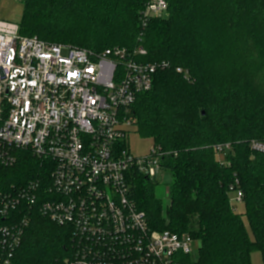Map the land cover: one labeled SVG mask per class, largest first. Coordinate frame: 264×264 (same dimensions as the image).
I'll return each instance as SVG.
<instances>
[{"label":"trees","instance_id":"16d2710c","mask_svg":"<svg viewBox=\"0 0 264 264\" xmlns=\"http://www.w3.org/2000/svg\"><path fill=\"white\" fill-rule=\"evenodd\" d=\"M21 1L23 36L94 52L143 46L144 61L168 63L138 97L129 130L157 146L162 171L173 177L170 203L163 205L152 183L162 171L134 173L131 199L153 229L199 242L198 260L181 262L251 264L256 249L264 256V155L249 146L264 142V0H166L167 13L145 21L149 0ZM228 143L221 159L216 146ZM16 155L14 166L0 163V200L44 171L30 151ZM231 185L243 192L254 240L234 210ZM24 219L30 225L17 264H55L68 255L69 229L26 202L0 209V229Z\"/></svg>","mask_w":264,"mask_h":264},{"label":"built area","instance_id":"2783aa9c","mask_svg":"<svg viewBox=\"0 0 264 264\" xmlns=\"http://www.w3.org/2000/svg\"><path fill=\"white\" fill-rule=\"evenodd\" d=\"M167 11L166 0H149L141 19ZM147 56L143 46L94 52L48 43L0 19V163L12 167L16 152L26 150L44 170L16 197L0 200V209L26 202L69 229L68 255L55 264H183L193 253L195 239L153 229L131 199L134 173L155 177L162 171L157 146L139 157L129 142L134 104L168 67L144 61ZM249 146L264 155L263 141ZM230 148L216 146L221 159ZM230 192L243 202L242 190L231 185ZM29 225L24 219L1 227L0 264H17Z\"/></svg>","mask_w":264,"mask_h":264},{"label":"rangeland","instance_id":"374dc122","mask_svg":"<svg viewBox=\"0 0 264 264\" xmlns=\"http://www.w3.org/2000/svg\"><path fill=\"white\" fill-rule=\"evenodd\" d=\"M24 10V4L21 0H0V19L8 20L19 23L22 19V14ZM123 123L128 125L131 123L130 118L124 117ZM130 131V130H129ZM130 149L135 156L145 157L150 154L151 149L154 146V143L151 139L142 138L140 133L135 131H130L129 136ZM221 158V157H220ZM173 177L171 173L162 171L156 178L152 181L155 188V193L158 198L163 202L164 206H167L170 203L169 196V186L172 184ZM231 202L234 206V210L237 214L241 215L244 221V224L249 231L250 237L254 240V235L250 229V223L245 215V208L243 202H236V193L230 192ZM191 249L193 251L191 258L194 262L198 260L199 255V242L194 241L191 243ZM251 264H264V256L261 250H254L251 254Z\"/></svg>","mask_w":264,"mask_h":264}]
</instances>
